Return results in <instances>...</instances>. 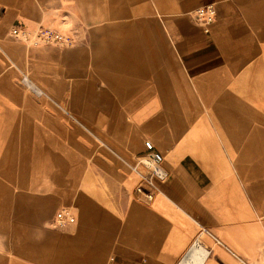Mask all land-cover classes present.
Masks as SVG:
<instances>
[{"label":"crops","instance_id":"0c3cea01","mask_svg":"<svg viewBox=\"0 0 264 264\" xmlns=\"http://www.w3.org/2000/svg\"><path fill=\"white\" fill-rule=\"evenodd\" d=\"M244 263L264 264V0H0V264Z\"/></svg>","mask_w":264,"mask_h":264},{"label":"built area","instance_id":"2783aa9c","mask_svg":"<svg viewBox=\"0 0 264 264\" xmlns=\"http://www.w3.org/2000/svg\"><path fill=\"white\" fill-rule=\"evenodd\" d=\"M214 8L211 5L201 7L197 9L193 16L196 21L202 24H210L214 19ZM11 36L15 37L16 39L30 44V45H46V46H59L62 48L72 46L74 40L70 38L68 35L63 34L57 30L51 28H43L39 27L38 29L29 32L23 29L22 27L15 26L10 30ZM26 82V79H24ZM28 87L38 93L28 82H26ZM145 154L139 159V164L148 170L146 176H142L140 172H138L137 166L133 167V171L139 173L141 179L145 181L147 184L152 185L153 180L158 181H165L168 177L166 171L162 168V156L160 153L156 152L153 145L146 141L144 143ZM137 193H141L140 189H136ZM145 200H151V195H145ZM74 223V217L71 214L69 209H62L55 217V226L57 228H64L68 225ZM249 264V263H244Z\"/></svg>","mask_w":264,"mask_h":264},{"label":"bare ground","instance_id":"6f19581e","mask_svg":"<svg viewBox=\"0 0 264 264\" xmlns=\"http://www.w3.org/2000/svg\"><path fill=\"white\" fill-rule=\"evenodd\" d=\"M200 250V248H198V251ZM200 252H201V250H200ZM201 257H202V255H201Z\"/></svg>","mask_w":264,"mask_h":264}]
</instances>
